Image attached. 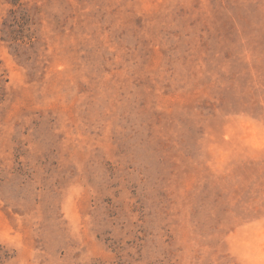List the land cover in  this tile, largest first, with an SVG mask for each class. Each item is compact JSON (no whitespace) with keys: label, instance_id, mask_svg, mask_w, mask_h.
<instances>
[{"label":"rangeland","instance_id":"obj_1","mask_svg":"<svg viewBox=\"0 0 264 264\" xmlns=\"http://www.w3.org/2000/svg\"><path fill=\"white\" fill-rule=\"evenodd\" d=\"M0 264H264V0H0Z\"/></svg>","mask_w":264,"mask_h":264},{"label":"trees","instance_id":"obj_2","mask_svg":"<svg viewBox=\"0 0 264 264\" xmlns=\"http://www.w3.org/2000/svg\"><path fill=\"white\" fill-rule=\"evenodd\" d=\"M15 4H16V2H15Z\"/></svg>","mask_w":264,"mask_h":264}]
</instances>
